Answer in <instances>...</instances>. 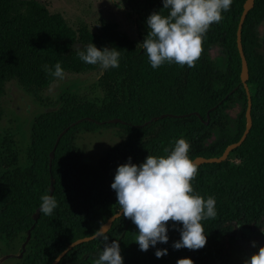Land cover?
I'll list each match as a JSON object with an SVG mask.
<instances>
[{"label":"trees","instance_id":"trees-1","mask_svg":"<svg viewBox=\"0 0 264 264\" xmlns=\"http://www.w3.org/2000/svg\"><path fill=\"white\" fill-rule=\"evenodd\" d=\"M245 1L233 0L223 20L210 25L193 67L165 63L153 70L139 44L147 35V17L159 11L167 15L162 0H122L137 26L134 40L111 22L102 21L94 30L83 25L73 29L39 3L0 0V120L10 80L50 107L30 121L23 150L15 136L0 135V259L14 256L13 264H52L70 244L93 236L120 210L110 185L116 168L129 157L139 165L148 155H166V148L184 138L191 160L219 158L240 140L247 97L240 82L236 32ZM263 20L264 0H254L241 31L252 127L224 162L197 166L191 181L195 193L216 200L217 216L202 221L205 247L174 250L180 236L169 221L168 243L142 252L135 244L136 226L121 216L105 235L119 243L123 264H177L183 258L193 264H238L228 253L236 230H264V57L257 32ZM91 43L121 51L120 66L104 70L83 63L77 53ZM57 62L64 74L100 73L96 94L65 88L55 100L42 101L40 95L58 80L43 66L52 68ZM110 129L117 131L119 142L95 164L87 163L78 146L80 136ZM51 178L58 207L46 216L38 208L40 197L50 194ZM31 227L24 253L15 258ZM103 246L98 238L82 243L58 264H91ZM157 249L168 254L157 259Z\"/></svg>","mask_w":264,"mask_h":264},{"label":"clouds","instance_id":"clouds-1","mask_svg":"<svg viewBox=\"0 0 264 264\" xmlns=\"http://www.w3.org/2000/svg\"><path fill=\"white\" fill-rule=\"evenodd\" d=\"M233 0H162L161 12H153L146 19L147 35L139 46L143 49L153 70L165 63L189 68L201 55L202 42L210 25L223 20ZM88 65H99L102 69L120 66L121 51L116 48H97L93 43L77 53ZM51 76L63 79L64 70L59 62L52 68L43 66ZM190 143L177 139L174 146L165 149L166 155H148L139 165L128 162L116 168L110 187L114 190L120 214L136 226L135 244L142 252L150 247L168 243L169 224L179 232L180 239L174 241V250L187 248L199 250L205 247L207 236L202 221L217 216L216 200L194 192L191 181L197 175V165L189 158ZM38 211L50 216L58 207L52 195L40 197ZM179 225V227H177ZM95 237L104 241L92 264H123L119 243L109 242L103 231L97 230ZM255 247V242H253ZM167 249H157V259L167 255ZM177 264H193L183 258ZM245 264H264V247L254 253Z\"/></svg>","mask_w":264,"mask_h":264},{"label":"rangeland","instance_id":"rangeland-1","mask_svg":"<svg viewBox=\"0 0 264 264\" xmlns=\"http://www.w3.org/2000/svg\"><path fill=\"white\" fill-rule=\"evenodd\" d=\"M21 1L36 2L45 6L50 13L60 14L73 29L83 25L94 30L103 21L115 24L132 40L137 37V26L134 19L126 15L122 0ZM257 32L261 42L260 53L264 57V20L257 26ZM216 52L219 56L222 55L221 52ZM100 76V73L85 75L65 73L64 78L53 83L46 92L40 95V98L42 101H53L65 88L73 89L80 95L96 94L94 85ZM5 90L6 93L2 100L3 117L0 120V135L7 132L15 136L18 148L23 150L26 146L30 121L50 107L37 101L33 95L25 93L16 80L8 81L5 84ZM116 132L114 129H110L99 130L93 134H82L78 140V146L84 160L91 165L95 164L106 149L119 142ZM253 242H255V247L252 246ZM260 247H264V230H236L232 242L228 245V253L238 264H245V261ZM13 257L6 256L0 259V264H13ZM15 258H19V256Z\"/></svg>","mask_w":264,"mask_h":264},{"label":"water","instance_id":"water-1","mask_svg":"<svg viewBox=\"0 0 264 264\" xmlns=\"http://www.w3.org/2000/svg\"><path fill=\"white\" fill-rule=\"evenodd\" d=\"M253 5H254V0H246L244 5H243V10H242V13H241V16H240V19H239V23H238V27H237V32H236V45H237V50H238V53H239V57H240V60H241V72H240V82L242 83L243 85V88L245 90V93H246V97H247V105H246V110H245V119H246V127H245V130H244V133L242 135V137L240 138V140L237 142V143H234V144H231L229 145L224 153L222 154L221 157L219 158H211V159H205V158H201V157H198V158H195L193 161L194 163L197 165V166H200V165H203V164H215V163H221V162H224L228 155L231 153V151H233L234 149H236L237 147H239L243 141L245 140V138L247 137L251 127H252V119H251V99H250V96H249V92H248V88H247V80H248V68H247V62H246V59H245V56H244V53H243V49H242V45H241V31H242V26H243V23L245 21V18L248 14V12L253 8ZM166 116H161L160 118H164ZM112 124H117V123H120L119 120H113L111 121ZM75 124H72L71 126H74ZM68 130L65 129L63 132H66ZM54 150H55V146L53 148V150L51 151L50 155H49V160L51 162V160L53 159L54 157ZM53 180L52 178L50 179V186H51V189H50V194L49 195H52L53 193ZM38 216L39 214L36 213L34 216H33V220L36 221L38 219ZM122 215L120 214V210L114 214L113 216H111L104 225H102L100 227L99 230L103 231L104 234H106L112 227V224L121 217ZM33 229V227H31L28 231H27V237H26V240H25V243L22 244L21 246V254L19 255V258H21L22 254L24 253V249H25V246L27 244V242L29 241L30 239V234H31V230ZM96 239L95 235L91 236V237H87V238H83V239H80V240H77L75 242H73L72 244H70L61 254H59L57 256V258L52 262V264H58L60 262V260L68 253L70 252L73 248H75L76 246L82 244V243H86V242H89V241H92Z\"/></svg>","mask_w":264,"mask_h":264}]
</instances>
